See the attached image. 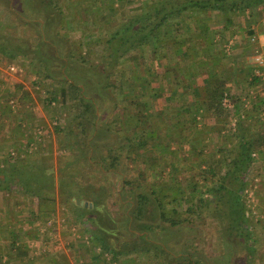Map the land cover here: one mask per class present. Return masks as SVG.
I'll use <instances>...</instances> for the list:
<instances>
[{
	"label": "trees",
	"instance_id": "16d2710c",
	"mask_svg": "<svg viewBox=\"0 0 264 264\" xmlns=\"http://www.w3.org/2000/svg\"><path fill=\"white\" fill-rule=\"evenodd\" d=\"M127 5L132 6L131 13L125 12ZM0 6L4 26L11 35H19L22 28L25 35L35 36L33 41L26 36L28 44H19L16 49L21 35H1L0 56L11 60L21 54L32 55V71L46 86L48 102L61 104L67 113L66 119L56 117L55 132L68 157L57 181L44 163L32 164L38 151H31L27 141L18 143L26 144L18 151L23 152L28 163L20 164V157L10 151L3 156L9 165H0V211L9 202L14 205L16 223H11V233L13 248L18 249L16 256H29L26 247L18 243L26 230L18 233L16 227L28 224L26 234H39L42 213L47 223L55 212L46 206L47 202L57 198L65 213L74 215V220L87 228L91 239L101 244V250L110 254L109 264L139 251L154 259L162 258L165 264H171L169 258L178 260V264H257V259L264 257L252 232L245 201L253 165L259 160L257 152L263 153L264 127L253 129L242 119L244 103L237 105L227 85L221 69L223 51L216 41L217 35L225 38L233 33L236 17L264 6V0H0ZM72 14V20L68 19ZM217 23L224 25L217 27ZM73 29L81 31L78 45L70 37ZM254 33L251 28L246 31L247 35ZM252 75L249 70L247 77ZM154 77L157 86L153 85ZM51 81L57 85H50ZM259 82L260 78L253 75L251 86ZM10 89L2 108L11 111L9 101L16 98V89ZM226 95L233 98V110L223 106ZM258 95L250 96L253 105L258 104ZM163 97L171 105L155 109L154 103ZM175 101L181 104L175 105ZM261 102L264 104V99ZM132 105L136 112L134 125ZM166 110L172 115H183L182 119L177 116V121L188 131L182 141L189 143V154L197 155V177L180 181L181 168L167 161V191L166 175L158 171L155 179L159 184L147 187L137 182L130 191L128 187L134 179L126 166L133 155L143 158L144 164H148L149 151L157 150L163 160L169 155L155 131L156 120L162 119ZM112 115L116 117L110 122ZM235 116L238 129L231 131L233 147L208 151L204 134L211 131L205 126L212 130L226 128ZM114 120L118 122L115 124ZM198 123L204 127L198 129ZM143 125L155 129L145 130ZM193 131L195 138L190 136ZM132 132L138 135L132 137ZM198 142L202 144L195 146ZM109 174L122 177L119 201L131 208L125 219L129 231L126 240L130 241L127 249L111 246L112 214L103 213L105 203L90 194L92 187L98 191L109 183ZM137 178L143 181L145 174L138 173ZM111 196L109 190L106 198ZM34 198L37 202L31 204ZM203 218L217 220L220 229L226 226L218 239L227 261L222 259L219 263L209 253H196L195 248L185 245V239L181 240L184 229ZM38 234L34 236L39 237ZM180 241L185 248L174 250ZM226 248L230 250L227 254ZM101 253L94 255L99 263L103 259ZM2 257L0 253V260ZM46 258L48 264H58L53 256L48 254Z\"/></svg>",
	"mask_w": 264,
	"mask_h": 264
},
{
	"label": "rangeland",
	"instance_id": "374dc122",
	"mask_svg": "<svg viewBox=\"0 0 264 264\" xmlns=\"http://www.w3.org/2000/svg\"><path fill=\"white\" fill-rule=\"evenodd\" d=\"M87 6H89L88 3H86ZM119 5L116 4V7ZM90 8V6H89ZM77 9V8H75ZM132 6L127 5L126 6V13H131ZM3 10L0 6V36L1 35H11V33L6 30L3 22ZM252 18H248L246 20V17L240 16L236 17V25L239 26L238 28L242 29L241 27L245 26L247 24L246 21L251 20V24L253 22V19L260 20L259 23L260 27L262 28L264 26V12H256L251 13ZM73 14L68 16V19L72 20ZM70 24V23H68ZM223 24H216L217 27H221ZM235 28H237L235 26ZM257 28V29H256ZM254 31H258L259 27H256ZM234 33H238L241 35L240 30L234 29ZM19 35H21L22 41L19 43H16L14 46L16 49H18V45L21 44L22 46H25L28 44V40L25 38L28 36L32 41L35 39V36L33 34L26 33L20 28ZM69 33L71 34L70 37L73 39L78 45L82 40L81 31L79 29H73L70 30ZM230 32L227 36H230ZM257 34V33H256ZM255 34V35H256ZM15 37H19L18 34H12ZM11 35V36H12ZM25 35V36H24ZM33 35V36H32ZM34 37V38H33ZM260 38H263V35L260 36ZM1 39V37H0ZM10 44V42H7ZM20 45V46H21ZM17 46V47H16ZM219 47H221V44H219ZM227 48V47H226ZM249 50V49H248ZM264 54V53H263ZM232 58L234 62H232L229 67L227 62H223V66L225 65V68L228 73L227 74L229 78H232V93L234 94V100L238 104L243 103V95L245 94V90L247 87L251 86V79L253 77L248 76L245 74L244 70L242 71L239 67L243 65V62H239L243 55H241V50H235L232 54ZM249 56V55H248ZM244 57V56H243ZM31 58L32 55L24 56L19 55L16 56L14 59H7L3 56H0V75L3 74V78L0 77V108L4 106L3 101L4 96L9 94L8 90L11 88L12 90H15L16 93V101L17 105L10 111L6 110V108H2L4 110V114L0 117V165H9L6 163V161L3 157L4 155H7L8 152H13L16 157H20L19 161L20 164H26L28 161L23 157V152L18 151L23 150L21 147H25L26 144H20V142L27 141L31 143L37 138L38 133H41L42 139L39 142V145H37V148L34 149L35 152L38 153V155L34 156L32 160V164L36 165L39 163H44L46 168L51 169L50 171L53 172L55 176V180H58V177L60 176V169H63L65 167L66 161L68 157L64 154V150L62 149V144L60 143V137H58L57 133L55 132V125L58 121L56 117H61L62 119H66L67 113L64 106H62L59 103H49L47 100L48 93L46 86H44L43 82H40V79L38 75L34 74L32 71V65H31ZM227 59V57H226ZM244 59V58H243ZM232 60V61H233ZM248 59L245 58V65L248 63ZM226 63V64H225ZM12 65L16 66L15 71L10 70V67ZM243 66V67H244ZM247 67V66H246ZM225 68L223 69L225 73ZM162 69V68H160ZM162 72L163 70H159ZM241 71V72H240ZM140 74L143 75L144 71L143 69H140ZM240 72V73H239ZM247 72V71H246ZM249 72V71H248ZM239 73V74H238ZM238 74V79L236 78ZM153 85L157 86V78H153ZM50 85H57V82L51 81ZM10 89V90H11ZM167 93V92H165ZM241 97V99H240ZM264 96L261 95L258 99H262ZM164 98V97H163ZM157 100L155 104V109L168 107L167 103L164 99ZM233 100V98H231ZM191 101V100H190ZM247 101V100H246ZM175 105H179V101H175ZM3 105V106H2ZM171 105V103L169 104ZM235 105V103H234ZM252 105V104H251ZM256 104L253 105V107ZM258 105V106H257ZM254 108H251L250 104L249 106L242 105L241 108V114L242 119L246 120V125H249L253 129H260V127H264V110H262L263 107H259L260 105L257 104ZM236 107V106H235ZM251 108V109H250ZM135 112V106L132 105V125L135 124L136 120L133 118ZM236 115V114H235ZM113 116H110V122L113 120ZM177 114L172 115L170 114V111H167L162 115V119H155L158 123L156 129L155 126H149L145 127L146 123L143 125L144 129L148 130H154L157 133L158 141L162 142L164 146L167 148L169 155L165 157L163 160V156H161V153L157 150L155 151H149L147 153V162L148 164L143 163V158H134L135 156H132V160L128 161V165L126 166V171L129 173L130 178L134 179V184L129 186L128 188L130 191H132V186L135 187L137 182H141L143 186H153L159 184L157 182L156 176L158 177L157 171L160 173H163V175H166L165 182L166 187L165 190L169 186V183L167 182V179L169 177L170 167L167 165V161H172L174 164H177V168H181V174H179L178 179L180 181H185V179H195L197 177V174L199 172V163L197 161V155L196 154H189V143L183 142L184 138L187 135V130L185 131L186 127H184L183 124L178 125V117L182 119L183 115L181 114L178 116ZM207 116V115H206ZM116 117V115L114 116ZM186 118H189L185 116ZM108 119V120H109ZM119 119V118H117ZM208 121V118H206ZM237 117L232 118V121L230 122V125L225 126H219L217 130H212L209 128V126H205L206 130H210L211 132H207L204 134V140L206 141L205 145H207L208 151L215 149V148H232L231 145L233 142V139L231 137V131H237ZM198 120H202L201 116L198 117ZM116 121V120H114ZM113 121V123H114ZM118 121L115 122V124ZM209 123V122H207ZM203 123H198L197 128L201 129L204 127L202 125ZM118 127L120 125H117ZM223 127L224 130H222V133L219 132V128ZM142 128V126H141ZM135 131L136 128H133ZM143 130V129H142ZM141 130V131H142ZM221 130V129H220ZM197 131V130H195ZM195 131L190 133V136L195 134ZM181 132V134H180ZM142 133V132H141ZM212 134V136L210 135ZM45 135H48L47 137ZM136 134L135 132H132V137H134ZM211 137H210V136ZM45 136V137H44ZM62 137V136H61ZM195 138L196 136H192ZM185 141V140H184ZM184 144H181V143ZM19 143V144H18ZM44 144V147L42 145ZM202 144V143H200ZM199 142L195 144V146L200 145ZM231 145V146H230ZM219 149V150H220ZM170 151L172 153H170ZM262 155H260L257 152V156H259V160H257L252 168V172L250 174V178H252L250 181H248V186L246 187V195H245V201L247 204V207L249 208V217L251 218V224H252V232H254V237L258 240V248L261 254L264 253V148H262ZM167 152V151H166ZM225 153V151H224ZM161 160V162H160ZM3 167V166H1ZM158 169V170H157ZM138 173H144L145 179L143 181H139L137 178ZM109 183H105V185L108 187V191L110 190L112 193V196L109 198H106L107 195V188L106 186H102L98 191H96L93 187L90 190V194H95L99 200L104 204L102 207L103 213L110 211L112 215H110L111 218L114 220L110 221L111 227H112V234L109 236L111 246L115 247L118 250L121 249H127L125 248L126 245H129L130 241H127L126 239L129 238V231L127 230V224L126 222V214L129 213L130 209L128 207V204L124 205L119 201V192L123 185L122 177L120 175H114L109 174ZM229 181L236 185V182L233 180V178H230ZM110 188V189H109ZM57 193V192H56ZM3 199V198H2ZM2 199L0 197V208H2ZM37 200L34 198V200H30V203H35ZM6 204V203H5ZM12 204H14L12 202ZM51 209H55L54 214L52 215V218L50 219L52 221V227L50 222L46 223L45 214L42 213L41 215V222L42 225H40L39 232L41 234L40 238H29L25 240L24 247L29 252V256L23 257L21 260L23 263L21 264H38L40 260L36 261L38 258V254H36L37 246L35 244L41 243L42 245H46L49 241L52 243H55L54 245L57 247V243L67 245L65 247V250H63V253H57V255L61 258L62 256H67V261L72 260L75 264H95L94 260H92L90 257L93 256L97 252H102V257H105L106 251L103 252L101 250L102 246L101 244H98L96 241L92 240L91 237L88 234L87 228L83 227L82 224H78L74 220V215L70 213H65L66 210L59 206L58 200L56 198V201L54 202H47V205ZM4 211H0V235H5L4 230L6 227V221H9L10 223L14 224L16 223V215H15V208L14 205H11L10 202L6 206ZM69 212V211H68ZM104 215V214H102ZM56 220V222H55ZM49 221V220H48ZM55 222V223H54ZM130 228L132 229V221L130 222ZM27 227V226H25ZM17 228V227H16ZM226 226L222 227L220 229L217 220H211V219H202L197 222V225L190 226L189 228L184 229L183 234L184 237H182L181 240L185 239V245H189L192 250L196 249V253L199 251H202L203 253H209L211 257H214L215 260L219 262V260L224 259L227 261V259L222 255L220 252V242L218 239V236H220V233L222 231L225 232ZM130 229V230H131ZM19 232H22L19 230ZM46 232H50L51 238L46 237ZM223 232V233H224ZM132 233V232H130ZM132 237V235L130 234ZM5 237V236H4ZM66 238V239H64ZM75 239H78L77 242L74 241L73 245L76 249L75 251L71 250L70 246L66 243L68 241H73ZM193 239V240H191ZM127 241V242H126ZM182 241L176 245L174 250H180L184 249L185 246H182ZM0 243H3V240L0 239ZM11 243V242H10ZM3 244H0V251L3 253L2 260L4 261V254L7 255L9 258L6 259V263L11 264L14 263V254L10 258V253L7 252L6 248L2 247ZM48 246V245H47ZM73 247V248H74ZM69 248V250L67 249ZM195 248V249H193ZM226 254L230 252L228 248L225 249ZM7 252V254H6ZM9 253V254H8ZM259 254V255H261ZM264 255V254H263ZM37 256V257H36ZM106 258L102 259V262L107 263L110 261V254L109 256L106 255ZM69 257L70 260L68 259ZM260 257V256H259ZM81 260L86 262H81ZM169 262L171 264H178V260H173L169 258ZM98 263V261H95ZM99 264H103V263ZM1 263V262H0ZM220 263V262H219ZM41 264H45V262H42ZM116 264H165L162 258L154 259L150 257L145 251H139V253L134 255H125L121 256L118 262ZM257 264H264V257L257 259Z\"/></svg>",
	"mask_w": 264,
	"mask_h": 264
},
{
	"label": "crops",
	"instance_id": "0c3cea01",
	"mask_svg": "<svg viewBox=\"0 0 264 264\" xmlns=\"http://www.w3.org/2000/svg\"><path fill=\"white\" fill-rule=\"evenodd\" d=\"M264 12V6H257V7H254V8H252L251 10H249L245 15H243V17H246V20L248 19V18H252V16H251V13H256V12ZM236 19H238V18H236ZM236 19H235V24H234V26H232L231 27V30H232V32L233 33H231L230 34V36H226L225 38H223L221 35H217V37H216V41H218L219 42V44H221V49H222V51H223V54L221 55V56H223L224 58L222 59V62H227L228 63V67H229V65L232 63V62H234V60L233 59H231L232 58V53L237 49V50H241V55H243L241 58V60L239 61V62H243V65H241V66H239V67H242L241 68V70L243 71L244 70V72H245V74L247 75L248 74V71L249 70H252L253 71V75H255L256 77H258V78H260V82L259 83H257L256 85H252V86H249V87H247L246 88V90H245V94L243 95V103H244V106H249V104H250V106H251V108H254L253 107V103H251V97H257V95H258V97H261V95L262 96H264V93H263V91H264V81H263V79L260 77V76H258V75H256L255 74V66L252 64V61H251V57H252V55H254V54H257V53H261V54H263L264 53V46L262 45V43H260V42H253V41H251V37L253 36V35H255L256 33V35L257 36H262V35H264V26L261 28L260 27V25H259V23L261 22L260 20H257V19H253V22H252V24H251V20L250 21H246L247 22V24H245V26L243 27H241L242 29H240V28H238L239 26H237L236 25ZM217 24H219V23H217ZM220 24H223V23H220ZM224 25V24H223ZM222 25V26H223ZM221 26V27H222ZM235 26L237 27V28H235ZM256 27H259V30L256 32V31H254L255 33L251 36V35H247L246 34V31L248 30V29H255ZM233 28L234 29H238V30H240V32H241V35L240 34H238V33H234L235 31H233ZM257 29V28H256ZM227 47V48H226ZM249 49V50H248ZM249 55V56H248ZM226 57H227V59H226ZM244 58V59H243ZM245 58H247L249 61H248V63L249 64H247L246 66H244L245 65ZM233 60V61H232ZM226 64V63H225ZM244 66V67H243ZM224 68H225V65H224ZM0 71H2V70H0ZM247 71V72H246ZM241 72V71H240ZM239 72V73H240ZM238 73V74H239ZM227 74H229V75H231L230 73H228L227 72V70H226V68H225V73H224V77H225V79H227V81H228V87H230L231 88V90H232V78H229L228 76H227ZM238 74H237V79L239 78L238 77ZM253 75H252V77H253ZM0 77H2L3 78V74L2 75H0ZM251 96V97H250ZM262 99H264V97L262 98ZM262 99H257L256 100V102L260 105L259 107H263L262 108V110H264V104L261 102L262 101ZM247 100V101H246ZM252 104V105H251ZM250 108V109H251ZM264 113V112H263ZM0 117H1V113H0ZM211 136H212V134H210ZM209 135V136H210ZM210 136V137H211ZM3 206V205H2ZM19 219H20V221H23V216H22V218L21 217H19ZM7 223H6V227H5V230H4V234L5 235H0V239L1 240H3V243H0V244H3L2 245V247L3 248H6L7 250H9V251H7V252H12L11 254H14L13 256L15 257L13 260H14V263H11V264H21V263H23V261L21 260L23 257H18V256H16V253H17V251H18V249L17 248H13V235H12V233H11V230H12V226H11V223L9 222V221H6ZM55 222H56V220H55ZM28 224H24V226H22V227H20V228H18L17 227V232L18 233H22L23 232V230H26V231H24L23 232V236H24V238H20L19 240L20 241H18V243L24 248V245L26 244V243H24L25 242V240H26V238L27 239H29V238H34V239H38V238H40L41 237V234L39 235L37 232H36V234H34V235H39V237H36V236H30V235H28V234H26V232L28 231V229H27V226ZM25 226H27V227H25ZM38 227L40 228V226L38 225ZM19 230H21L22 232H19ZM42 231V230H41ZM40 230H39V232H41ZM50 233V232H49ZM46 234L45 236L46 237H49L50 236V234ZM5 236V237H4ZM29 237V238H28ZM51 238V236L49 237V239ZM64 239H66V238H64ZM74 241L75 242H77L78 241V239H75V240H73V241H68V242H66L69 246H70V248H71V250H73V251H75V247L73 246V245H75L74 244ZM11 242V243H10ZM34 245H36L37 247V250H36V254H38V252H39V254H38V258H37V260L36 261H38V260H40V262H38V264H41L42 262H45V264H48V260H47V258H46V255H51V256H53L54 257V259H55V261L58 263V264H75L74 263V261L72 262V260H70V258L71 257H69L68 259L70 260V261H67V256H62L61 258L57 255V253H63L64 251L63 250H65V247L67 246V245H64V244H60V243H57V247L54 245L55 243H52V241L50 242H48V243H46L45 242V244L46 245H42L41 243H37V244H35V243H33ZM48 245V246H47ZM74 247V248H73ZM67 249V248H66ZM67 250H69V248L67 249ZM66 251V250H65ZM7 252H6V254H7ZM0 253H2L1 251H0ZM3 254V253H2ZM9 254V253H8ZM106 255H108L109 256V253L107 252L106 254H105V257H102V258H106L107 256ZM103 256V255H102ZM37 257V256H36ZM4 258H5V260L3 261V260H0V262H1V264H8V263H6V259H8L9 257L6 255L5 256V254H4ZM92 260H94L95 258L93 257V256H91L90 257ZM110 258V257H109ZM95 261H97V259H95L94 260V263L95 264H99V262L98 263H96ZM81 262H86V261H83V260H81ZM108 264H109V261L107 262ZM116 263V262H115Z\"/></svg>",
	"mask_w": 264,
	"mask_h": 264
},
{
	"label": "built area",
	"instance_id": "2783aa9c",
	"mask_svg": "<svg viewBox=\"0 0 264 264\" xmlns=\"http://www.w3.org/2000/svg\"><path fill=\"white\" fill-rule=\"evenodd\" d=\"M251 41H253V42H260L264 46V35H263V38H260L257 35H253L251 37ZM251 61H252V64L255 66V74L258 75V76H260L263 79V81H264V54L257 53V54L252 55ZM10 70H12V71L17 70L16 69V66L15 65H12L10 67ZM263 93H264V91H263ZM222 103H223V106L226 107L227 109H232L233 110L234 107H235L233 101L227 95L224 97ZM9 104L11 105L12 108H14L17 105L16 99H14V98L10 99ZM38 134H39V135H37V138L38 139H35L34 141H32L30 143V150L31 151H34V149L37 148V145H39V142L41 140H43L41 138L42 137L41 133H38ZM49 222H50V224L52 226V224H53L52 221L50 220ZM112 264H116V263L115 262H112Z\"/></svg>",
	"mask_w": 264,
	"mask_h": 264
},
{
	"label": "water",
	"instance_id": "95a60500",
	"mask_svg": "<svg viewBox=\"0 0 264 264\" xmlns=\"http://www.w3.org/2000/svg\"><path fill=\"white\" fill-rule=\"evenodd\" d=\"M78 202H80L81 204H85L84 200L83 201L78 200ZM90 206H92V203H90Z\"/></svg>",
	"mask_w": 264,
	"mask_h": 264
}]
</instances>
